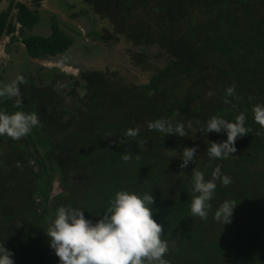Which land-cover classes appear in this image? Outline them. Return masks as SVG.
Wrapping results in <instances>:
<instances>
[{
	"label": "trees",
	"instance_id": "obj_1",
	"mask_svg": "<svg viewBox=\"0 0 264 264\" xmlns=\"http://www.w3.org/2000/svg\"><path fill=\"white\" fill-rule=\"evenodd\" d=\"M80 1L90 18L107 22L102 33H85V39L99 45L122 39L131 45V64L150 76L136 84L118 72L82 69L66 98L39 87L21 91L19 109L0 98V110L35 112L42 125L22 140L0 136V245L14 253L15 264H60L45 234L56 209H83L96 223L115 193L126 190L155 197L169 264H264V128L252 112L264 105V0ZM16 6L11 21L9 10L0 13V37L4 30L13 35L16 24L38 22V14ZM24 43L37 58L64 53L73 42L56 29ZM232 86L239 99L227 97L225 104ZM241 113L251 131L237 138L227 159L210 158L209 144L227 134L205 136L201 129L212 116L234 122ZM161 118L173 126L182 122L187 136L148 129ZM137 127L135 138L126 136ZM185 147L197 154L182 169ZM217 165L232 182L217 180L208 218L193 217L192 171L198 167L207 181ZM57 174L65 192L50 200ZM225 201L237 204L226 225L214 218Z\"/></svg>",
	"mask_w": 264,
	"mask_h": 264
},
{
	"label": "clouds",
	"instance_id": "obj_2",
	"mask_svg": "<svg viewBox=\"0 0 264 264\" xmlns=\"http://www.w3.org/2000/svg\"><path fill=\"white\" fill-rule=\"evenodd\" d=\"M26 83L23 76L0 85V98L14 100V107L22 105V95L19 85ZM84 93H81L83 96ZM211 95V93H209ZM227 97L239 99L235 86L229 87L225 94V104L231 103ZM254 122L264 128V105L256 104L253 109ZM246 117L243 113L230 122L217 116H212L201 132L217 134L225 132L227 139L222 142H211L207 148V155L213 159H227L237 151L238 137L248 135L251 129L245 127ZM40 119L35 112L27 113L17 110L8 113L0 110V136H7L12 140L27 137L34 128L41 127ZM149 130H157L165 135L175 134L187 136L185 125L178 122L173 126L170 120L157 119L147 123ZM191 128V123H188ZM139 134V127L130 128L126 136L135 138ZM259 135V133H257ZM123 143V141H122ZM196 147H185L181 154L182 169L195 162ZM130 154L122 155L127 162ZM139 159V156H137ZM222 185L231 184V178L221 175V167L212 172V178L205 180L203 172L198 167L192 171L191 215L206 220L208 203L213 199L217 188L216 181ZM155 197L144 193L142 196L126 190L117 191L109 201V207L96 223L86 219L83 209L61 206L56 209L55 218L45 232L50 238L49 246L59 258L60 264H169L165 259L169 252L168 241L164 240V225L154 219L153 205ZM234 201H225L215 212V220L224 225L231 222ZM14 253L4 245H0V264H15Z\"/></svg>",
	"mask_w": 264,
	"mask_h": 264
},
{
	"label": "flooded vegetation",
	"instance_id": "obj_3",
	"mask_svg": "<svg viewBox=\"0 0 264 264\" xmlns=\"http://www.w3.org/2000/svg\"><path fill=\"white\" fill-rule=\"evenodd\" d=\"M46 1L47 0H0V13L7 12L8 10L10 11L8 21L15 19L17 4L25 5L29 10L35 12L39 16L38 22L35 25L26 28L16 24L13 35L10 34L7 36L6 31L4 30L0 37V85L8 83L11 73L15 70L14 66L25 65V67H30L25 68L27 70L26 77H24L26 83H21L19 85L23 93L35 89L36 87L42 89L50 88L52 90L58 89L59 93L62 92L63 97L66 98V95L73 88L74 78L80 75L82 69L76 65L72 66L62 60V56L65 52L56 56L46 55L44 57H32L27 52L24 40L30 37H40L32 34V30L39 24L43 25L42 20L46 22L44 24L47 28L46 35L48 36H50L56 29L60 30V32L67 36L70 32L72 33V29L70 30L69 28L70 25L80 28L82 33L83 31L85 32V30L72 17L63 16L65 13L61 11L62 7L59 6L62 5L61 0H48L47 6L50 10H48L45 5ZM55 9H58L60 12L55 13ZM48 36L43 38H47ZM12 38H14V40ZM20 60H23V63L19 64ZM61 60L66 63H62ZM63 65L68 67V70H62L60 67H64ZM4 137V142L9 139L11 140V138L7 136ZM3 140L0 139V143Z\"/></svg>",
	"mask_w": 264,
	"mask_h": 264
},
{
	"label": "rangeland",
	"instance_id": "obj_4",
	"mask_svg": "<svg viewBox=\"0 0 264 264\" xmlns=\"http://www.w3.org/2000/svg\"><path fill=\"white\" fill-rule=\"evenodd\" d=\"M61 1L62 5L59 6L62 7L61 11L65 13L63 14V16L72 17L84 28L87 35H90L89 32H92L94 30L100 31L102 33L103 27L107 26V22L100 20L97 16H94V18H90L89 15L93 16V14L84 6V4L80 0ZM59 12L60 11L57 9L55 13ZM42 22L43 25L39 24L37 27H35L32 30V34L40 37L48 36L46 35L47 28L44 24L46 22L44 20H42ZM69 28L70 30L72 29V33L70 32L69 35H67L70 37L73 43L69 50L62 56V60L66 61L72 66L76 65L81 69L98 71L108 70L112 72H118L121 76L128 77L132 82L136 84L147 82L148 77L150 76L149 73L143 72L140 68H136V66L132 65L131 60L126 53L131 45L125 43L122 39L118 40L117 42H114L113 40L106 44H92L90 42L92 40L85 39L80 28H77L74 25H70ZM86 41L88 42V44ZM96 42L98 43V41ZM64 61H62V63ZM21 63H23V60H20L19 64ZM27 67H25V65L14 66L15 70H13V73H11L8 82L16 79L18 76L26 77L27 70L25 68ZM65 68L68 67L64 66L62 70H64Z\"/></svg>",
	"mask_w": 264,
	"mask_h": 264
},
{
	"label": "water",
	"instance_id": "obj_5",
	"mask_svg": "<svg viewBox=\"0 0 264 264\" xmlns=\"http://www.w3.org/2000/svg\"><path fill=\"white\" fill-rule=\"evenodd\" d=\"M47 3H48V0L46 1V4H45L46 6H47ZM47 9L50 10V8L48 6H47ZM83 35H84V37H86L84 31H83ZM60 68L62 69L63 67H60ZM65 69L68 70L67 68H65ZM31 164L34 166V169L36 172L40 171V168L37 165H35L33 158H31ZM63 192H65V189L63 188V186L61 184V179H60L59 174H57L52 181V190H51V193L49 196L50 200L53 199V197H55V196H57Z\"/></svg>",
	"mask_w": 264,
	"mask_h": 264
}]
</instances>
